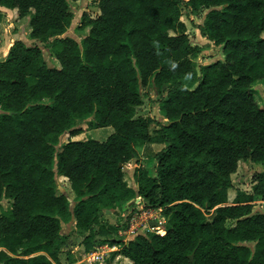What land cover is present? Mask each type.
<instances>
[{
    "label": "trees",
    "instance_id": "obj_1",
    "mask_svg": "<svg viewBox=\"0 0 264 264\" xmlns=\"http://www.w3.org/2000/svg\"><path fill=\"white\" fill-rule=\"evenodd\" d=\"M69 1L0 0L19 19L31 15L36 41L15 40L0 60V201H11L0 214V264H64L61 228L71 219L79 258L108 244L127 264H264V171L251 192L229 198L240 162L264 163V107L252 93L264 80V0H98V16L83 14L81 42L66 34ZM183 7L189 18L205 12L195 26L224 61L195 66L201 48ZM48 41L59 67L45 60L39 42ZM150 84L166 122L139 114ZM91 117V128L112 133L73 139ZM146 144L163 146L154 174L136 159L134 187L125 165ZM55 165L73 200L57 187ZM129 202L162 209L166 233L124 242L130 210L115 222L101 213Z\"/></svg>",
    "mask_w": 264,
    "mask_h": 264
},
{
    "label": "rangeland",
    "instance_id": "obj_2",
    "mask_svg": "<svg viewBox=\"0 0 264 264\" xmlns=\"http://www.w3.org/2000/svg\"><path fill=\"white\" fill-rule=\"evenodd\" d=\"M69 3H70V7L72 11L74 12V18L66 34L75 38L78 42H81L82 38L88 33V28L84 30L81 27L83 14H87L88 16L92 18L98 16L100 14V10L98 8V0H79V1L70 0ZM96 7L98 8L97 10L95 9ZM182 12H183L182 20L187 25V33L189 35L190 42L192 44H198L201 48L200 51H198L197 53L191 56L195 66L198 68L201 65H208L216 61H220V60L224 61L226 56H225L222 46H217L212 41L203 37L195 26V24L202 22L205 12L192 15L191 18H193L194 23L191 22V18H189L188 16L187 8L183 7ZM14 13L15 15L13 19H9L6 17V19L5 20L3 19L2 24L0 25V45H1L0 60L2 58H5L8 55L9 47L14 42V38L23 37L24 40L29 45H34V43L36 42L35 40L33 41V39L30 38V33H28V29L30 28L29 21H30L31 15L27 16L26 18L19 19L17 10H15ZM8 25H11V26H8ZM17 33H19L20 35H17ZM50 41H48L47 43L39 42V45L43 49V54H44L47 64L51 67L53 66L59 67V62L55 58L52 52V48L50 47V43H49ZM3 43L5 45H3ZM263 91H264V80L257 81L252 86V93L254 94L256 101L261 107H264V92ZM141 92L143 93L145 100H144V106L140 107L139 114L143 116H154L157 119L158 118L161 119L163 122L166 121V119H164L165 116L163 112L160 110L159 94H158L157 89L154 87V85L150 84L147 87H141ZM91 120H92V117L78 122V127L81 128L83 132L77 135L78 137L76 138L82 139V138H86V136H90L97 140L107 139V137L112 133L113 129L111 127L91 128L90 127ZM69 139H70V135L68 132L63 133L60 136L59 143L56 145L57 152L60 150V146L66 141H68ZM162 146L163 145H160V144H146L142 146H136L138 157L133 158L130 162H128L125 165V180L128 182V184H130L131 186L137 185L135 182L134 176H133L135 165H136L135 164L136 159H139L140 166L147 169L149 173L151 174L155 173L154 168H155L156 163L154 159V154L157 151H159L162 148ZM54 168L56 171V165ZM263 168L264 167H262L261 165H256L250 160L240 162L237 172L233 175V187L229 190L230 201H233L238 190L251 192L252 184H253V177L257 172H260L261 170H263ZM55 179H56L57 187L63 192H65L67 195L69 192L71 194V197L69 198L70 200H73L74 193H72L69 180L66 179L65 177L58 176L57 174L55 175ZM10 208H11V201L8 198L3 197V199L0 201V214L9 212ZM256 209H262L260 201H257ZM121 211L123 210L113 211V213L115 214L113 216H111L112 214L111 212L106 214L103 211L101 213V216L102 217L108 216L110 219L114 220L111 222H115V220L125 219L128 216L127 214ZM159 212L161 214V210H159ZM129 214L131 215L132 212L130 211ZM211 218H212V215H207L208 220H211ZM159 219L161 220V223H158L156 225L159 231L153 228L150 229L149 226L144 222L138 228L136 233L124 235L125 242L134 240L139 233H144V234L153 233V230L156 232L158 231L161 234L166 233L165 229L167 228L168 223L162 215H160ZM70 228L71 227L68 224H64L63 227L61 228V232L62 233L70 232L69 231ZM161 231L164 233H162ZM80 236H81V233L75 229L71 231L69 236L67 237L65 236L64 240L67 244L66 246L63 247L66 251L65 253L68 252L66 248H70V250L73 249V247L71 246L76 245L78 243ZM249 245L254 247L255 243L252 242V243H249ZM118 248L120 249V247ZM108 252L110 256L111 254H113L110 251ZM88 255L89 253L83 254V256L80 258L81 259L80 262L82 264H95L96 262L90 263V261H88ZM62 258L66 262V264L70 260V257L68 258V253L62 255ZM127 262L129 263V261H126V260L124 262L121 261L120 264H127ZM103 263H104V260L102 264Z\"/></svg>",
    "mask_w": 264,
    "mask_h": 264
},
{
    "label": "crops",
    "instance_id": "obj_3",
    "mask_svg": "<svg viewBox=\"0 0 264 264\" xmlns=\"http://www.w3.org/2000/svg\"><path fill=\"white\" fill-rule=\"evenodd\" d=\"M0 10H2L3 12H5V18H4V20L6 19V17L7 18H9V19H13V17H14V15H15V10H13V9H9V8H6V7H2V6H0ZM14 11V12H13ZM16 19H18V18H16ZM2 24V22L0 23V25ZM8 26H11V25H8ZM30 30H31V28H29L28 29V33H30ZM14 31V30H13ZM17 35H20L19 33H17ZM15 40H22V41H24L26 44H27V42L24 40V38L23 37H17V38H14V41ZM34 41V40H33ZM13 44V43H12ZM3 45H5L4 43H3ZM27 45H29V44H27ZM4 47V46H3ZM0 48H1V45H0ZM9 49H10V47H9ZM3 59H5V58H2L1 60H3ZM164 119H166V121H167V118L165 117ZM158 120L159 121H161V122H163L161 119H159L158 118ZM166 121H164V122H166ZM76 137H78V136H75V137H73V139H81V138H76ZM256 165H261L262 167H264V163H258V164H256ZM262 171H264V168H263V170H261L260 172H262ZM56 174L58 175V173H57V169H56ZM58 176H62V175H58ZM62 177H64V176H62ZM66 178V177H65ZM67 179V178H66ZM137 186V185H136ZM136 186H134V187H136ZM72 193H73V191H72ZM68 196L69 197H71V194L68 192ZM73 197V196H72ZM129 205H132V203L131 202H129V203H127L124 207H123V211H121V212H124L125 214H127V212H128V210L129 209H127V207L129 206ZM109 212H111L112 214H111V216H113V215H115L114 213H113V211H111V210H106V214H108ZM110 216V217H111ZM108 219H110L108 216H106ZM110 221H114L113 219H110ZM115 221H117V220H115ZM64 224H68L71 228H70V232H66V233H62L61 232V235L62 236H69L70 235V233H71V231L73 230V229H75V230H79L77 227H76V222H75V220L74 219H71V221H69V222H62V227H63V225ZM78 244V243H77ZM73 245V246H71V247H73V249L72 250H70V248H66L67 250H69V251H71L72 253H71V255H68V258L70 257V260H71V258L72 257H75L76 259H77V261H76V263H73V264H82L81 262H80V258H79V253H78V250H79V248H78V245ZM67 245V244H66ZM75 248V249H74ZM97 249H100V251L102 252V253H105L104 254V256H103V258H102V262H103V260H104V263H106V264H120V262L122 261V262H124L125 260L126 261H129V259L127 258V257H124L123 255H121V254H119L118 253V250H119V248H118V246H110V245H108V244H104V245H100V246H97L96 248H95V250H97ZM108 251H110L111 253H113V254H111V256H110V254H109V252ZM65 254V253H64ZM63 254V255H64ZM70 260H69V262L67 263V264H70ZM62 262L64 263V264H66V262L63 260V258H62ZM103 263V264H104ZM128 263V262H127ZM95 264H102V263H99V262H96Z\"/></svg>",
    "mask_w": 264,
    "mask_h": 264
},
{
    "label": "built area",
    "instance_id": "obj_4",
    "mask_svg": "<svg viewBox=\"0 0 264 264\" xmlns=\"http://www.w3.org/2000/svg\"><path fill=\"white\" fill-rule=\"evenodd\" d=\"M127 209H129L132 212L130 219H129V227L125 230H121L119 232L120 234H122V235L128 234L129 235L132 233H136L138 228L144 222L149 226L150 229L153 228V229H156L159 231V229H157L156 225L158 223H161V220L159 219V217H160V215H162V212L160 214L159 210H162V209L146 208L141 203L137 206H134V207L129 205L127 207ZM158 231L156 232L153 230V233H160ZM124 242H125V238H124ZM103 256H104V253H102L100 251V249L93 250L92 252H89L88 261H90V263H94V262L102 263Z\"/></svg>",
    "mask_w": 264,
    "mask_h": 264
},
{
    "label": "water",
    "instance_id": "obj_5",
    "mask_svg": "<svg viewBox=\"0 0 264 264\" xmlns=\"http://www.w3.org/2000/svg\"><path fill=\"white\" fill-rule=\"evenodd\" d=\"M95 9L97 10L98 8L96 7ZM190 257L193 258V255H191Z\"/></svg>",
    "mask_w": 264,
    "mask_h": 264
}]
</instances>
